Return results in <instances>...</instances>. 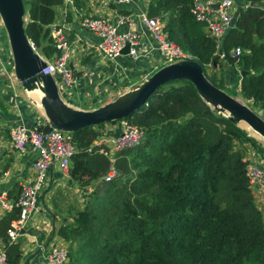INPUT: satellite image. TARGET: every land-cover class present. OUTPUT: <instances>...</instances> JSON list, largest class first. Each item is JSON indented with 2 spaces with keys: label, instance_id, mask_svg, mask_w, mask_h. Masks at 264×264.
<instances>
[{
  "label": "trees",
  "instance_id": "1",
  "mask_svg": "<svg viewBox=\"0 0 264 264\" xmlns=\"http://www.w3.org/2000/svg\"><path fill=\"white\" fill-rule=\"evenodd\" d=\"M63 1L24 0L25 33L45 58L57 53L50 24ZM83 2L73 0L76 7ZM191 5L192 0H150L147 15L162 18L167 39L222 89V78L207 74V63L220 60L216 41L191 14ZM235 46L242 49L238 60H226L247 73L234 96L264 117V5L240 10L222 51ZM122 120L141 128L143 138L115 152L114 161L94 145L104 123L72 132L70 177L82 186L98 183L86 204L58 227L69 244L68 264H264V213L246 176L244 145L263 159L264 147L184 80L158 86ZM112 167L116 174L106 180ZM19 216L15 208L1 220V236ZM5 248L9 263L19 264L20 241Z\"/></svg>",
  "mask_w": 264,
  "mask_h": 264
},
{
  "label": "crops",
  "instance_id": "2",
  "mask_svg": "<svg viewBox=\"0 0 264 264\" xmlns=\"http://www.w3.org/2000/svg\"><path fill=\"white\" fill-rule=\"evenodd\" d=\"M150 0H131L128 4H115L112 0H84L81 6H75L73 0H64L56 7L53 25L62 26L70 44L68 68L73 71L75 80L70 86L60 87L62 99L70 106L91 110L114 100L128 91L134 84L142 82L155 70L166 64L164 54L150 31L140 20L141 14L147 15ZM233 20H236L241 9L248 5L246 0H233ZM118 13L129 14L136 22L135 29L140 33L138 55L120 54L109 60L96 49L100 37L83 28L80 24L84 16H110L114 19ZM28 20V13H27ZM127 25L119 30L125 31ZM7 37L0 26V193H5L12 200L17 199L21 186L33 179L32 163L35 152H17L9 140L10 129L15 124L27 128L47 129V118L37 103L35 95L24 90L14 76L10 50L6 47ZM2 65V66H1ZM11 70L8 77L3 68ZM211 70L223 85L237 94L240 86L241 69L226 59H220ZM12 77L14 79H12ZM125 120L104 123L98 128L99 137L111 138L119 136L123 131ZM245 153L264 165V159L251 147L244 145ZM251 153V154H250ZM98 180L88 185H80L73 180L68 171L60 170L55 164L48 170L47 181L37 199V209L44 210L32 221L15 241L9 242L0 235V245L6 247L10 243L20 241L21 259L19 264H43L44 251L54 242L68 243L60 239L58 227L63 221H70V215L82 208ZM255 200L264 201L261 192L255 190ZM11 212V211H10ZM0 208V222L8 215ZM27 219V220H28ZM14 220L11 221V223ZM10 223V224H11ZM7 234V232H6Z\"/></svg>",
  "mask_w": 264,
  "mask_h": 264
},
{
  "label": "built area",
  "instance_id": "3",
  "mask_svg": "<svg viewBox=\"0 0 264 264\" xmlns=\"http://www.w3.org/2000/svg\"><path fill=\"white\" fill-rule=\"evenodd\" d=\"M130 1L112 0L113 3L122 5L128 4ZM233 6V0H192L190 11L196 20L205 24V30L216 41L215 54L219 59H226L227 56H230L237 61L242 53L241 47L235 46L228 53L222 51L223 37L233 26ZM139 18L157 42L159 49L165 56L164 61L166 64L179 59H189L190 56L186 52H183L177 45L167 39L162 18L158 16L150 17L145 14H141ZM80 24L83 28L100 37V43L96 45V49L105 58L109 60L116 58L121 54L120 51L127 42L129 43L128 54L133 57L138 55V43L141 40V35L135 29L136 22L129 14L118 13L115 19L104 15L84 16ZM122 25H127L128 29L125 31L119 30ZM0 26L6 34L1 18ZM50 33L57 53L50 58L40 55L46 62V66L41 70V73L50 74L54 78L60 94V87L70 86L75 80L73 71L68 68L70 44L62 26L53 25ZM32 47L35 50L33 44ZM215 65L217 64L212 61L207 63V70L212 69ZM2 68L4 74L10 71L7 68ZM142 138V129L126 121L119 136L107 139L98 137L94 145L100 148V151L110 161H114L115 152L137 146ZM9 140L13 148L19 153L23 154L31 149L35 152L32 163L33 179L21 186L17 199L12 200L5 193H0V208L5 213L15 208L20 210L19 218L14 220L7 230V240L13 242L21 235L20 230L24 228L29 215L37 209L38 195L47 181L48 170L56 164L60 170L68 171L71 157L75 152V146L70 132L50 127L47 129H30L22 124H15L10 129ZM252 154L245 153L244 156L246 176L254 193L257 190L264 196V165L256 161ZM115 174L116 172L112 167L105 179L108 180ZM257 204L264 213V201H258ZM0 264H10L6 248L1 245ZM43 264H68L67 245L57 241L50 244L44 251Z\"/></svg>",
  "mask_w": 264,
  "mask_h": 264
},
{
  "label": "water",
  "instance_id": "4",
  "mask_svg": "<svg viewBox=\"0 0 264 264\" xmlns=\"http://www.w3.org/2000/svg\"><path fill=\"white\" fill-rule=\"evenodd\" d=\"M248 5L263 6L264 1H250ZM0 18L10 45L14 76L24 90L29 92L39 89V103L50 128L72 133L80 128L125 119L145 104L158 86L184 80L193 84L202 100L218 114L224 115L243 129L245 128L240 123H244L264 139V117L261 113L237 96L230 95L214 85L205 76L201 65L192 59H179L164 64L114 100L94 109L74 108L62 99L54 78L50 74L41 73L46 62L33 49L25 33L28 20L24 0H0ZM128 51L127 42L120 53L126 54ZM240 73L243 76L247 71L241 70ZM43 210L44 208L38 210L25 222L20 234L25 232Z\"/></svg>",
  "mask_w": 264,
  "mask_h": 264
},
{
  "label": "rangeland",
  "instance_id": "5",
  "mask_svg": "<svg viewBox=\"0 0 264 264\" xmlns=\"http://www.w3.org/2000/svg\"><path fill=\"white\" fill-rule=\"evenodd\" d=\"M6 47H7V50H10V45H9V42H8V40H7V42H6ZM11 71V70H10ZM9 71V72H10ZM9 72H7V73H5L8 77H11L12 75H9ZM12 72V71H11ZM207 74L208 75H211L212 73H211V70H207ZM12 79H14L13 77H12ZM222 89L225 91V92H227L228 94H230V95H233V90L232 89H230V88H226V87H222ZM238 98H240V96L239 95H236ZM245 102V101H244ZM249 101H246V103H248ZM256 109V108H255ZM262 114L264 115V111H262ZM249 135H251V136H253L263 147H264V139L263 138H257L255 135H253V134H250L249 133ZM242 148H243V146H242ZM244 151H245V149H244ZM56 165V164H55Z\"/></svg>",
  "mask_w": 264,
  "mask_h": 264
},
{
  "label": "bare ground",
  "instance_id": "6",
  "mask_svg": "<svg viewBox=\"0 0 264 264\" xmlns=\"http://www.w3.org/2000/svg\"><path fill=\"white\" fill-rule=\"evenodd\" d=\"M30 94H34L35 95V98H36V101L37 103L40 105L39 103V99L41 97V92L39 91V89H35V90H32V91H29ZM240 125L242 127H244L250 134H253L255 135L257 138H262L261 136H259L256 132H254L253 130H251L248 126H246L244 123H240Z\"/></svg>",
  "mask_w": 264,
  "mask_h": 264
}]
</instances>
